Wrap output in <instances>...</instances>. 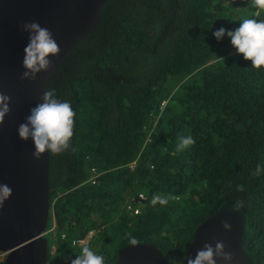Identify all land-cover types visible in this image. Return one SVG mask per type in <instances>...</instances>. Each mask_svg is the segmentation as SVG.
I'll use <instances>...</instances> for the list:
<instances>
[{"label":"trees","instance_id":"obj_1","mask_svg":"<svg viewBox=\"0 0 264 264\" xmlns=\"http://www.w3.org/2000/svg\"><path fill=\"white\" fill-rule=\"evenodd\" d=\"M253 17L264 11L249 0L106 1L46 82L75 112L69 148L50 153L49 264H70L84 246L112 263L129 236L181 264L194 230L227 201L243 202L246 245L264 264V70L212 36ZM186 135L195 143L177 151ZM138 193L148 199L133 214Z\"/></svg>","mask_w":264,"mask_h":264},{"label":"water","instance_id":"obj_2","mask_svg":"<svg viewBox=\"0 0 264 264\" xmlns=\"http://www.w3.org/2000/svg\"><path fill=\"white\" fill-rule=\"evenodd\" d=\"M107 0H0V94L10 97L9 113L0 124V184L12 192L0 204V253H7L3 264H48V230L51 202L49 185L50 153L33 157L31 140L18 138L17 128L25 122L29 110L42 102L46 82L99 23L101 8ZM37 22L47 28L60 48L51 67L34 81L21 78L24 48L28 33L24 23ZM222 202L194 230L184 260L194 257L205 244L223 242L232 264H258L246 245L249 218L244 207L239 213L232 203ZM232 227L225 231L223 223ZM164 251L154 243H128L117 251V259L108 264H166ZM183 264V262L181 263ZM217 264H224L218 260Z\"/></svg>","mask_w":264,"mask_h":264},{"label":"clouds","instance_id":"obj_3","mask_svg":"<svg viewBox=\"0 0 264 264\" xmlns=\"http://www.w3.org/2000/svg\"><path fill=\"white\" fill-rule=\"evenodd\" d=\"M249 3L256 9L257 16L264 11V0H249ZM20 27L22 31L28 33V43L24 48L21 64L23 68L21 78L34 81L39 74L49 70L51 60L59 55L60 48L51 32L39 23L33 21L24 23ZM212 36L218 42L227 37L237 55H242L245 61L251 62V68L264 70V18H243L234 30L220 27L212 32ZM9 103L10 97L0 94V124L10 111ZM74 116L75 112L67 100L58 99L54 90H46L42 102L32 107L25 122L19 124L18 138L25 142L31 140L35 159H39L45 153L59 154L69 148L73 136ZM194 143L191 135L180 136L176 146L177 151L185 150ZM261 171L262 167L258 164L254 175ZM11 192L7 184H0V204L10 197ZM157 202L164 205L167 199L154 196L153 203ZM242 207V201L232 203V210L236 213H239ZM222 226L225 231H230L232 227L227 222ZM127 242L131 247L139 243L135 236H129ZM218 260H222L224 264H232L233 261L232 254L225 252V246L220 241L214 246L205 244L196 251L194 257L183 260V264H217ZM70 264H104V257L95 253L90 247L84 246ZM169 264H177V261L171 260Z\"/></svg>","mask_w":264,"mask_h":264},{"label":"built area","instance_id":"obj_4","mask_svg":"<svg viewBox=\"0 0 264 264\" xmlns=\"http://www.w3.org/2000/svg\"><path fill=\"white\" fill-rule=\"evenodd\" d=\"M92 174L90 175L89 181L91 183H95L97 177L99 176V173L96 169L92 168ZM148 197L146 195H144L143 193H138L136 195H134L130 202H128L127 204V209L133 213L136 214L139 212L140 209V205L144 204L147 201ZM65 237V235L63 236ZM89 236L85 237V238H81L84 239L86 241H89ZM7 253H0V264H3V262L5 261Z\"/></svg>","mask_w":264,"mask_h":264},{"label":"bare ground","instance_id":"obj_5","mask_svg":"<svg viewBox=\"0 0 264 264\" xmlns=\"http://www.w3.org/2000/svg\"><path fill=\"white\" fill-rule=\"evenodd\" d=\"M51 206H52V204H51ZM53 208V207H52ZM140 211V210H139ZM136 214H138V213H136ZM49 233V231L47 230V233H46V235ZM72 244L75 246V245H78V244H81V245H86V244H88V241H86V240H84V239H79V240H77V239H73V241H72ZM48 253H49V250H48ZM49 264V263H48Z\"/></svg>","mask_w":264,"mask_h":264},{"label":"rangeland","instance_id":"obj_6","mask_svg":"<svg viewBox=\"0 0 264 264\" xmlns=\"http://www.w3.org/2000/svg\"><path fill=\"white\" fill-rule=\"evenodd\" d=\"M88 236L90 237V238H89V241H88V243H89V242H91L93 236H95V232H94V231H91V232L88 234ZM52 249H53V250L51 251V254L54 253V251H55V246H53ZM92 250L96 253L95 247H93ZM48 263H49V262H48Z\"/></svg>","mask_w":264,"mask_h":264}]
</instances>
